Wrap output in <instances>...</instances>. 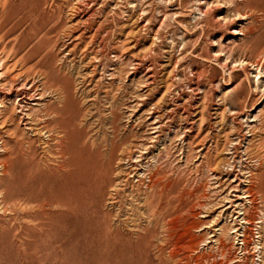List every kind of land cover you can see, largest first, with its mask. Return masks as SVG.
Masks as SVG:
<instances>
[{
  "label": "rangeland",
  "instance_id": "obj_1",
  "mask_svg": "<svg viewBox=\"0 0 264 264\" xmlns=\"http://www.w3.org/2000/svg\"><path fill=\"white\" fill-rule=\"evenodd\" d=\"M0 79L46 170L26 202L0 176V264H264V0H0Z\"/></svg>",
  "mask_w": 264,
  "mask_h": 264
},
{
  "label": "bare ground",
  "instance_id": "obj_2",
  "mask_svg": "<svg viewBox=\"0 0 264 264\" xmlns=\"http://www.w3.org/2000/svg\"><path fill=\"white\" fill-rule=\"evenodd\" d=\"M246 1V0H245ZM201 3H204L203 1ZM200 4V3H199ZM206 5V3H204ZM201 6V4H200ZM54 24V23H53ZM43 28V27H42ZM79 63V62H78ZM8 65V64H7ZM88 65V64H87ZM252 66V65H251ZM37 69V68H36ZM258 70V69H257ZM260 73V72H259ZM249 74V73H248ZM41 75V74H40ZM39 75V76H40ZM41 77H39L40 79ZM43 78V77H42ZM48 79V78H47ZM1 81V79H0ZM9 82L12 84L15 81L13 79H10ZM42 82V81H41ZM39 83V82H38ZM1 84V83H0ZM4 85V84H3ZM1 86V85H0ZM16 86V85H15ZM37 85H35L36 87ZM40 86V85H38ZM42 86V85H41ZM25 87V84H24ZM43 87H45V85H43ZM33 88V87H32ZM31 88V89H32ZM41 89V88H40ZM51 90V89H50ZM59 90V88H58ZM56 91V90H55ZM10 92V90H9ZM16 92V91H15ZM41 92V91H40ZM49 92V91H48ZM58 92V91H57ZM55 92V94L57 93ZM64 92V91H62ZM66 92V91H65ZM6 93V92H5ZM27 93V92H26ZM29 93V92H28ZM42 93V92H41ZM60 93V92H59ZM62 94V93H61ZM9 96L11 95L10 93L8 94ZM60 95V94H58ZM15 96V95H14ZM23 96V95H22ZM28 96V95H27ZM61 96V95H60ZM59 96V97H60ZM68 96V95H67ZM70 96V95H69ZM26 97V96H25ZM24 97V98H25ZM64 97V96H63ZM6 98V97H5ZM4 98V99H5ZM15 98V97H14ZM17 99H19L17 102H14L13 99V104L11 106H4L3 102H0V176H8L9 178L11 177L13 180L11 181V189H18L20 190V194L17 196H13L12 198L15 201H19V202H26V198L24 196H33L34 194H37L39 189H38V185H39V180L40 177L39 175L41 174L42 171L40 169L41 165L37 162H35L33 160V155H34V150L32 147V143L30 142V138L29 139H25L26 137H24L23 132L19 133L18 132V124L20 123V120L17 119L15 112L18 110V108H15V103L16 105H19L21 102V98L16 97ZM23 98V97H22ZM41 98V97H40ZM69 98V97H68ZM3 99V100H4ZM33 99V98H32ZM65 99V98H64ZM8 100V99H7ZM31 100V99H30ZM60 102L62 101L61 98L59 99ZM25 101V100H24ZM7 102V101H6ZM58 102V100H57ZM63 105L65 104L64 101ZM25 104V103H24ZM62 104V103H61ZM57 105V104H56ZM59 105V104H58ZM19 107V106H18ZM46 107V106H45ZM60 107V106H59ZM61 108V107H60ZM22 109V108H21ZM20 109V110H21ZM63 107L61 109L57 108V107H47L44 111V115L45 117H51V123H56L57 126L65 129L64 126L68 124V120L64 117L65 113L63 111ZM68 109V108H66ZM26 110V109H25ZM29 110V109H28ZM23 111V110H22ZM22 111H18V113H22ZM30 111V110H29ZM24 114V113H23ZM42 114V113H41ZM38 115V119L41 120L42 118ZM26 116H29L28 114L25 113ZM36 115V114H35ZM33 116V115H32ZM22 118V117H21ZM29 118V117H28ZM36 118V117H35ZM33 118V119H35ZM44 118V117H43ZM26 119V118H25ZM49 119V118H48ZM31 121V120H30ZM42 121V120H41ZM45 122V121H43ZM39 123V122H38ZM32 124V122H31ZM34 124V123H33ZM45 124V123H43ZM55 124V125H56ZM25 125V124H24ZM41 125V124H40ZM53 125V124H52ZM27 126V125H26ZM33 126V125H32ZM31 126V127H32ZM47 126V125H46ZM56 126V127H57ZM68 126V125H67ZM30 127V126H29ZM35 127V125H34ZM39 127V126H38ZM42 127V126H41ZM45 127V126H44ZM53 127V126H52ZM57 127V128H58ZM104 127V126H103ZM27 128V127H26ZM33 128V127H32ZM31 128V129H32ZM36 128V127H35ZM48 127H45V129L47 130ZM30 128H27V130H31ZM42 129H44L42 127ZM22 130V129H21ZM39 130V129H38ZM54 131V130H53ZM58 131V129L56 130ZM62 131V130H61ZM113 131V130H112ZM36 132V131H35ZM47 132V131H46ZM60 132V131H59ZM59 132H57L59 134ZM66 132V131H65ZM44 133V132H43ZM53 133V132H52ZM61 133V132H60ZM74 133V131H73ZM33 134V133H32ZM45 134V133H44ZM54 134V133H53ZM52 134V135H53ZM55 134V135H58ZM64 134V133H62ZM72 134V133H70ZM69 134V135H70ZM76 135V134H75ZM6 136V138L8 139H4V137ZM37 136V135H36ZM49 136V134H48ZM64 136V135H62ZM78 136V135H77ZM24 137V139H23ZM54 137V135H53ZM52 137V138H53ZM65 137V136H64ZM68 137V136H67ZM70 137V136H69ZM116 137V136H115ZM49 138V137H48ZM61 139V136L58 137ZM63 138V137H62ZM118 138V137H117ZM66 139V137H65ZM64 139V141H65ZM69 139V138H68ZM51 140V138L49 139ZM55 140V139H54ZM74 140V139H73ZM77 140V139H76ZM79 140V139H78ZM85 140V139H84ZM39 141V140H37ZM63 141V140H62ZM67 141V140H66ZM70 141V140H68ZM91 141V140H90ZM87 141V142H90ZM54 142V141H52ZM56 142H59L56 141ZM96 142V141H95ZM104 142V141H103ZM102 142V143H103ZM112 142V141H110ZM114 142V141H113ZM42 143V142H40ZM60 143V142H59ZM65 143V142H63ZM69 143V142H68ZM98 143V142H97ZM34 144V143H33ZM86 144V143H85ZM90 144V143H89ZM46 145V144H45ZM57 145V144H56ZM59 145V144H58ZM62 145V143H61ZM65 145V144H64ZM67 145V143H66ZM76 145V144H75ZM91 146L89 147L88 150H84L83 153L79 154L77 152H74V154L72 155V159H73V163L70 164V169L72 171V173L74 175L79 176L80 180H82V184L80 183V185H82L81 187L84 189H88L90 187H102L103 188V184H105L106 178L111 175L110 174V168L109 166L111 165V151L110 148L108 149L107 143L106 145H104L103 148H105L106 150H104L105 154H100L99 152H97V148H99L97 146V148L95 147L98 144H90ZM115 145V144H114ZM112 146L115 147V146ZM60 146V145H59ZM57 146V147H59ZM83 146V145H82ZM87 146V145H86ZM85 147V145H84ZM82 147V148H84ZM61 148V147H60ZM64 148V146H63ZM62 148V149H63ZM102 148V149H103ZM111 148V149H112ZM65 149V148H64ZM101 149V150H102ZM114 149V148H113ZM117 148H115L116 150ZM50 152V151H49ZM60 152V151H59ZM117 152V151H116ZM115 152V153H116ZM103 153V152H102ZM61 156V155H60ZM59 156V157H60ZM62 157V156H61ZM36 158V157H35ZM62 159H67V158H62ZM117 159V158H116ZM119 159V157H118ZM45 160V159H44ZM47 160V159H46ZM45 160V161H46ZM113 160V159H112ZM72 161V160H71ZM39 162V161H38ZM41 162V161H40ZM115 163V162H114ZM113 164V163H112ZM114 166V164H113ZM43 167V166H42ZM68 167V166H67ZM66 167V168H67ZM45 168V166H44ZM215 169L217 168L214 167ZM120 169V168H119ZM52 171V170H51ZM66 171V170H65ZM48 172V171H47ZM54 172V171H53ZM69 172V171H68ZM70 173V174H72ZM56 174V173H55ZM68 174V173H67ZM115 174V173H114ZM113 174V175H114ZM123 174V175H122ZM52 175V174H49ZM125 174L123 172H119L115 175L116 180H119L121 177H123ZM130 175V174H129ZM47 176V175H46ZM53 176V175H52ZM128 176V173H127ZM126 176V177H127ZM156 177V176H155ZM48 178V177H47ZM73 178V177H71ZM110 178V177H109ZM255 178V177H254ZM76 179V178H75ZM78 179V178H77ZM122 179V178H121ZM149 180V185H147V188L149 190H151V188L154 189L155 186H157L156 183H154V176H150L148 178ZM74 180V179H73ZM114 180V179H112ZM125 180V179H124ZM170 181V180H169ZM115 182V181H114ZM123 182V181H122ZM127 182V181H126ZM139 182V181H138ZM167 185V184H166ZM146 186V185H145ZM50 187V186H49ZM78 187V185H77ZM168 188H174V185L172 183H169ZM247 189V188H246ZM89 190V189H88ZM252 190V189H250ZM87 191V190H86ZM153 191V190H152ZM165 191V190H164ZM2 192H7L6 189H3ZM100 192V191H99ZM67 193V192H66ZM125 193V192H124ZM179 195L182 192H178ZM5 195V194H4ZM73 195V194H72ZM247 195V194H246ZM249 196V195H248ZM8 198V197H7ZM179 198V197H178ZM181 198V197H180ZM246 198V197H245ZM78 199V197H77ZM86 199V198H85ZM183 199V198H182ZM5 200V199H4ZM93 200V199H92ZM172 200V199H171ZM81 201V200H80ZM84 201V200H83ZM86 202V201H85ZM166 203V201H165ZM26 204V203H25ZM97 204V203H96ZM174 204V203H173ZM162 205V204H160ZM60 206V205H59ZM168 206V205H167ZM177 206V205H176ZM160 207V206H159ZM166 207V205H165ZM153 208V207H152ZM151 209V207L149 208ZM160 210V209H159ZM168 210V209H167ZM164 211V210H162ZM33 217V216H32ZM135 223V222H134ZM109 234V233H108ZM113 235V234H111ZM104 236V235H103ZM109 236V235H108ZM113 237V236H112ZM120 237V236H119ZM105 238V237H104ZM138 239V238H137ZM129 240V239H128ZM130 242V241H129ZM138 245V244H137Z\"/></svg>",
  "mask_w": 264,
  "mask_h": 264
}]
</instances>
